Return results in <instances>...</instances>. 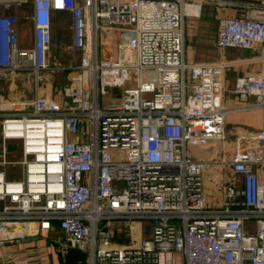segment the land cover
<instances>
[{
  "label": "built area",
  "instance_id": "obj_1",
  "mask_svg": "<svg viewBox=\"0 0 264 264\" xmlns=\"http://www.w3.org/2000/svg\"><path fill=\"white\" fill-rule=\"evenodd\" d=\"M200 2L233 3L33 0L23 44L21 2L0 1V247L57 227L59 249L79 248L87 264H264V128L239 136L229 158L194 152L226 139L231 110L229 62L184 59L185 17ZM244 5L220 18L216 44L261 50L264 62V0ZM56 11L72 19L66 66L49 58ZM58 68L68 74L56 99L39 86ZM233 91L264 109V69ZM9 143L20 159L7 158ZM206 169L236 176L217 178L221 199L207 197Z\"/></svg>",
  "mask_w": 264,
  "mask_h": 264
},
{
  "label": "crops",
  "instance_id": "obj_2",
  "mask_svg": "<svg viewBox=\"0 0 264 264\" xmlns=\"http://www.w3.org/2000/svg\"><path fill=\"white\" fill-rule=\"evenodd\" d=\"M1 1V0H0ZM13 1V0H12ZM21 2L18 12L21 16L20 32L23 44H32L33 42V23L31 14L33 12V0H18ZM25 1V3H23ZM233 3H215L200 2V10L197 14L187 15L184 21V59L187 63L193 62H218L227 60L229 64L225 69L224 91L221 96L222 103L231 108L225 118L226 139L219 141L225 145L226 157H230L237 145V138L249 131L260 130L264 128V109L253 106L254 97H250L246 102L242 101L233 88L238 76L246 73H257L264 69V62L261 60V50L238 49L233 47L221 48L216 44L219 20L225 15H246L247 7L244 2L247 0H231ZM71 14L67 11H56L53 16V40L60 38V30L67 25L70 34V42L66 43L65 49L72 41ZM60 44V43H59ZM61 44L60 47H54L49 54L50 60L54 56H63ZM71 54V52H70ZM71 56V55H70ZM55 66H66L65 59L59 63H52ZM48 71V70H47ZM53 79L45 81L47 83L43 94L50 97L60 98V91L65 84L66 69L50 70ZM248 105V106H245ZM231 138V139H230ZM215 142H209L204 148H195L197 156L213 157V146ZM230 149V150H229ZM11 176L13 173L9 171ZM205 190L208 198L221 199L223 197L224 185L235 181L236 176L225 172L223 180H226L223 186H219L216 173H211L206 169ZM63 236L60 229L55 227L49 235L41 237L36 242L21 240L15 243H6L0 247V264H60L61 254H65L59 249L58 240ZM86 256V254H85ZM87 264V257L86 262Z\"/></svg>",
  "mask_w": 264,
  "mask_h": 264
},
{
  "label": "rangeland",
  "instance_id": "obj_3",
  "mask_svg": "<svg viewBox=\"0 0 264 264\" xmlns=\"http://www.w3.org/2000/svg\"><path fill=\"white\" fill-rule=\"evenodd\" d=\"M23 3H25V1H23ZM60 32H61L60 38L54 39L52 44L54 45V47L55 46L58 47V45L60 47V44H61L60 49L62 50L63 56H65V57L61 58L59 56L58 57L54 56L51 59V63L54 62V63L58 64L59 61H62L65 59V63L67 64L70 62V59H71L70 52L65 49L66 43L70 42V34H69V29H68L67 25H65V27L62 30H60ZM42 76H43V80H40V86H39L40 93H43L44 89L47 86V83L45 84V81H49V80L53 79L52 72H50L49 70L42 73ZM26 91L29 95H32V93L34 91V85L32 83H26ZM113 100L114 99H112V97H110L109 94L104 95L101 98V101H108L109 102V101H113ZM214 144H215V146H213V150H214L213 157L214 158H220L222 156H226V152L228 150L226 149L225 145H222V143H220L218 141L215 142ZM21 157H22V155H21V151H20L19 147L17 150H13V151H10L7 153V158L9 160H17V159H20ZM2 158H3V150H2V144H1V139H0V159H2ZM10 169H12V165L8 166V170H10ZM216 177L217 178H220V177L223 178V172L216 173ZM210 199H214V198L212 197Z\"/></svg>",
  "mask_w": 264,
  "mask_h": 264
},
{
  "label": "trees",
  "instance_id": "obj_4",
  "mask_svg": "<svg viewBox=\"0 0 264 264\" xmlns=\"http://www.w3.org/2000/svg\"><path fill=\"white\" fill-rule=\"evenodd\" d=\"M11 177V174L8 173ZM60 264H85L86 256L85 253L76 247H71L65 254H61L59 258Z\"/></svg>",
  "mask_w": 264,
  "mask_h": 264
},
{
  "label": "water",
  "instance_id": "obj_5",
  "mask_svg": "<svg viewBox=\"0 0 264 264\" xmlns=\"http://www.w3.org/2000/svg\"><path fill=\"white\" fill-rule=\"evenodd\" d=\"M118 91V88H113V92H117ZM8 149L9 150H14V149H16V144L15 143H9L8 144Z\"/></svg>",
  "mask_w": 264,
  "mask_h": 264
}]
</instances>
